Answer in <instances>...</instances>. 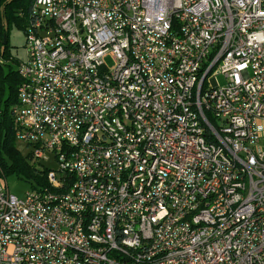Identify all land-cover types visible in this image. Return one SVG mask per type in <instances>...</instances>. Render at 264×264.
Masks as SVG:
<instances>
[{"label":"built area","instance_id":"2783aa9c","mask_svg":"<svg viewBox=\"0 0 264 264\" xmlns=\"http://www.w3.org/2000/svg\"><path fill=\"white\" fill-rule=\"evenodd\" d=\"M25 50L14 136L55 167L0 170V264H264V0H32Z\"/></svg>","mask_w":264,"mask_h":264},{"label":"trees","instance_id":"16d2710c","mask_svg":"<svg viewBox=\"0 0 264 264\" xmlns=\"http://www.w3.org/2000/svg\"><path fill=\"white\" fill-rule=\"evenodd\" d=\"M32 0H0V55L8 56L7 44L9 28L12 25L23 28L28 21V12ZM3 37L6 44L3 47ZM18 64V63H17ZM20 83L17 69L10 67L5 70L0 65V170L4 176L16 174L19 178L28 181L31 187L46 185L45 169L32 171L15 146L14 127L9 114V107L15 103L16 88Z\"/></svg>","mask_w":264,"mask_h":264},{"label":"rangeland","instance_id":"374dc122","mask_svg":"<svg viewBox=\"0 0 264 264\" xmlns=\"http://www.w3.org/2000/svg\"><path fill=\"white\" fill-rule=\"evenodd\" d=\"M7 37V51L9 54L8 56L6 55V58L1 55L3 64L2 67L5 70H7L8 67L15 70L17 68V63H20L26 59L25 31L23 28L17 27L14 24L9 28V33ZM5 44H3L2 46L4 47ZM219 82L220 84L222 83L220 79ZM15 146L27 166H29L32 171L43 170L48 168L51 169L55 167V164L52 160H50L49 162L39 161L38 164H36L33 159L30 158L28 147L21 141L15 140ZM4 179L6 180V185L9 191L20 197L24 194L26 190L30 189V183H32V179L25 181L19 178L15 173L8 176L3 175L1 177V183L3 184Z\"/></svg>","mask_w":264,"mask_h":264},{"label":"water","instance_id":"95a60500","mask_svg":"<svg viewBox=\"0 0 264 264\" xmlns=\"http://www.w3.org/2000/svg\"><path fill=\"white\" fill-rule=\"evenodd\" d=\"M4 39H3V44H5L6 43V41H5V37H3Z\"/></svg>","mask_w":264,"mask_h":264}]
</instances>
